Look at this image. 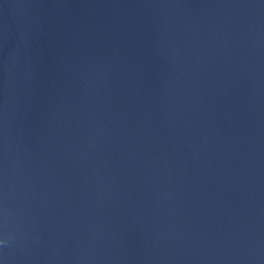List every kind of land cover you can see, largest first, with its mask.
<instances>
[{
    "label": "water",
    "instance_id": "obj_1",
    "mask_svg": "<svg viewBox=\"0 0 264 264\" xmlns=\"http://www.w3.org/2000/svg\"><path fill=\"white\" fill-rule=\"evenodd\" d=\"M4 264H264V0H0Z\"/></svg>",
    "mask_w": 264,
    "mask_h": 264
},
{
    "label": "snow or ice",
    "instance_id": "obj_2",
    "mask_svg": "<svg viewBox=\"0 0 264 264\" xmlns=\"http://www.w3.org/2000/svg\"><path fill=\"white\" fill-rule=\"evenodd\" d=\"M3 245V239H0V246ZM0 264H4V261L2 259H0Z\"/></svg>",
    "mask_w": 264,
    "mask_h": 264
},
{
    "label": "clouds",
    "instance_id": "obj_3",
    "mask_svg": "<svg viewBox=\"0 0 264 264\" xmlns=\"http://www.w3.org/2000/svg\"><path fill=\"white\" fill-rule=\"evenodd\" d=\"M7 243H8V240L4 238V239H3V245H4V244H7Z\"/></svg>",
    "mask_w": 264,
    "mask_h": 264
}]
</instances>
